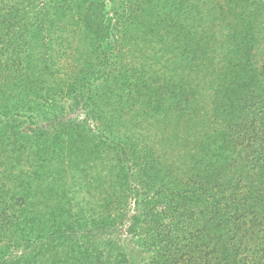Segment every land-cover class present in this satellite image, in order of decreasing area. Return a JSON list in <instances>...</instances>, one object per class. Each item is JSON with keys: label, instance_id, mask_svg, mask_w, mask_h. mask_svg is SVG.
<instances>
[{"label": "trees", "instance_id": "1", "mask_svg": "<svg viewBox=\"0 0 264 264\" xmlns=\"http://www.w3.org/2000/svg\"><path fill=\"white\" fill-rule=\"evenodd\" d=\"M0 264H264V0H0Z\"/></svg>", "mask_w": 264, "mask_h": 264}, {"label": "rangeland", "instance_id": "2", "mask_svg": "<svg viewBox=\"0 0 264 264\" xmlns=\"http://www.w3.org/2000/svg\"><path fill=\"white\" fill-rule=\"evenodd\" d=\"M87 110L88 107L84 103H80L78 105H72V102L66 103V111L63 113V118L64 119H70V120H75L77 122H81L82 120L86 119L87 115ZM43 121L41 120L40 123L42 124ZM89 122L94 125V121L92 119L89 120ZM56 175V174H55ZM83 186L82 190L80 192L83 194V196H79L80 203L84 206H96V202H99L101 197L97 193H95L93 190L95 189L94 187L91 188L90 186L86 187ZM132 187L138 188L141 191V186L139 185L138 181L133 180L132 181ZM89 190V191H88ZM136 196V195H135ZM135 196L134 194L129 195V204L127 207L128 213L127 216H124L121 218V220L111 228H102L101 229V237L106 239V238H111L113 237L117 241H119L123 246L125 247L126 250H134V257L137 258L138 260H141L145 258L143 256L142 252L140 253L139 249L133 248L134 244L133 241L131 240V234L128 231V225L130 223V219H132V215L137 211L138 207H135ZM76 199L77 201H79ZM135 247V246H134ZM143 257V258H142Z\"/></svg>", "mask_w": 264, "mask_h": 264}]
</instances>
